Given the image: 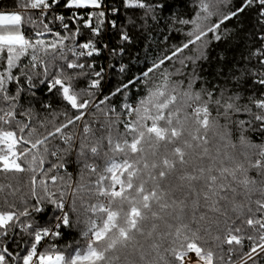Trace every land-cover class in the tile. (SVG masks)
<instances>
[{
    "label": "snow or ice",
    "instance_id": "snow-or-ice-1",
    "mask_svg": "<svg viewBox=\"0 0 264 264\" xmlns=\"http://www.w3.org/2000/svg\"><path fill=\"white\" fill-rule=\"evenodd\" d=\"M169 7L0 0V264H264V0Z\"/></svg>",
    "mask_w": 264,
    "mask_h": 264
},
{
    "label": "trees",
    "instance_id": "trees-1",
    "mask_svg": "<svg viewBox=\"0 0 264 264\" xmlns=\"http://www.w3.org/2000/svg\"><path fill=\"white\" fill-rule=\"evenodd\" d=\"M169 10L166 11V16H173V15H184L187 18V14L192 10V0H168ZM168 29H165L164 25L161 24L159 29L153 33V37H150L149 41L144 42L143 45L140 41L136 42L135 49H139V59L137 60V52L134 49L132 52V71L137 72L138 70L145 67L146 63H151L152 57L162 48H164V40L167 38L169 44L176 42L177 40L183 39L182 36L179 34L172 32L171 35H167ZM243 38L241 37L240 41L233 42V45L227 49L226 55L229 59L233 56L239 58V53L243 49ZM149 44L151 47L149 48ZM145 50H147V59H145ZM221 49H217L220 51ZM104 63L105 61H101ZM206 72L204 73L208 76L209 79L214 78V65L212 67H207ZM117 83V77L115 75H110L106 81V89L112 88ZM75 169V165L70 164L69 170L73 171ZM51 212H48L44 217L43 220H48L51 218ZM75 239H79V233L76 230H72L69 234L66 235V240L68 242H72Z\"/></svg>",
    "mask_w": 264,
    "mask_h": 264
}]
</instances>
